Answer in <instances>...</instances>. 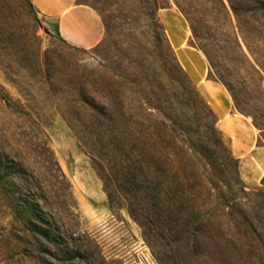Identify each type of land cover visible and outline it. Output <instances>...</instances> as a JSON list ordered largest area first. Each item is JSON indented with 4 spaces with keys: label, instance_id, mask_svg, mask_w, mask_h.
Listing matches in <instances>:
<instances>
[{
    "label": "rangeland",
    "instance_id": "rangeland-1",
    "mask_svg": "<svg viewBox=\"0 0 264 264\" xmlns=\"http://www.w3.org/2000/svg\"><path fill=\"white\" fill-rule=\"evenodd\" d=\"M76 2L109 9L112 20L100 47L82 49L64 42L56 20L39 15L30 0H0V264H30L14 254L11 244L24 235L17 209L23 198L38 203L73 237L81 257L74 264H229L223 257L197 259L186 246L168 245L154 231H143L125 209H110L94 160L104 166L116 203L122 192L120 178L109 167L111 142L97 135V107L118 106L134 123L149 124L147 103L133 82L135 70L128 58L131 46L139 44L132 41L135 24L122 16L138 3ZM188 2L195 8L196 36L172 0L157 12L177 60L195 85L203 79L221 83L222 77L233 89L232 95L218 83L230 94L231 112L249 117L252 125L253 118L264 125V0ZM261 134L255 128V148L239 161L243 196L249 200L264 197L257 182L264 171L263 138L257 144ZM248 201L239 199L244 208ZM42 243L51 247L44 239ZM256 244L250 238L241 250L221 244L218 251L232 254L238 259L235 264H264V241L259 245L261 259L253 252Z\"/></svg>",
    "mask_w": 264,
    "mask_h": 264
},
{
    "label": "trees",
    "instance_id": "trees-1",
    "mask_svg": "<svg viewBox=\"0 0 264 264\" xmlns=\"http://www.w3.org/2000/svg\"><path fill=\"white\" fill-rule=\"evenodd\" d=\"M172 1L195 35V8L188 0ZM135 2L138 3L136 9L122 16L124 21L133 20L135 24L131 36L132 41L139 44L131 46L128 58L135 70L133 82L147 103L149 124L134 123L118 106L112 109L97 107L100 119L97 135L101 140L108 138L111 142L109 167L112 166V172L120 178L122 192L121 202L116 203L108 191L104 166L94 160L109 207L125 209L143 231H154L160 238H165L168 245L173 242L178 248L186 246L197 259L223 257L229 264H235L238 259L218 251L219 247L223 244L241 250L243 241L250 238L257 243L253 252L261 259L263 252L259 245L264 241V197L255 195L249 200L248 196H243L246 186L239 176V160L232 153L230 140L217 128L215 113L173 52L157 18V12L168 7L171 0ZM93 8L100 15L106 33L112 20L109 9ZM100 46L101 43L91 49ZM201 49L209 64L214 66L207 48ZM218 80L233 95L229 83L222 77ZM235 107L248 115L238 103ZM252 123L264 133L263 124L255 118ZM262 138L264 140V134L258 137V145ZM95 148L97 144L92 145L96 153L98 149ZM242 197L249 200V207L244 208L239 202ZM17 209L24 235H17L11 244H15L14 254L22 262L74 264L81 258L71 243L73 237L61 231L38 203L23 198ZM169 237L173 239L169 241ZM41 238L51 247H43Z\"/></svg>",
    "mask_w": 264,
    "mask_h": 264
},
{
    "label": "crops",
    "instance_id": "crops-1",
    "mask_svg": "<svg viewBox=\"0 0 264 264\" xmlns=\"http://www.w3.org/2000/svg\"><path fill=\"white\" fill-rule=\"evenodd\" d=\"M37 13L45 19H55L57 34L66 43L90 49L100 44L105 28L98 12L76 0H30ZM219 83V82H218ZM216 81L203 79L196 86L217 117V128L230 140L232 153L239 161L255 148L254 126L248 119L231 112V97ZM203 97V98H204ZM206 101V102H207ZM245 119L246 121L242 120ZM257 182L264 187V171Z\"/></svg>",
    "mask_w": 264,
    "mask_h": 264
},
{
    "label": "bare ground",
    "instance_id": "bare-ground-1",
    "mask_svg": "<svg viewBox=\"0 0 264 264\" xmlns=\"http://www.w3.org/2000/svg\"><path fill=\"white\" fill-rule=\"evenodd\" d=\"M173 29V28H172ZM194 49V48H193ZM195 50V49H194Z\"/></svg>",
    "mask_w": 264,
    "mask_h": 264
}]
</instances>
